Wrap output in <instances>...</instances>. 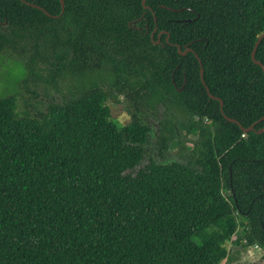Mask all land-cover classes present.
<instances>
[{"label": "trees", "instance_id": "1", "mask_svg": "<svg viewBox=\"0 0 264 264\" xmlns=\"http://www.w3.org/2000/svg\"><path fill=\"white\" fill-rule=\"evenodd\" d=\"M63 1L0 0V264H264V0Z\"/></svg>", "mask_w": 264, "mask_h": 264}, {"label": "rangeland", "instance_id": "2", "mask_svg": "<svg viewBox=\"0 0 264 264\" xmlns=\"http://www.w3.org/2000/svg\"><path fill=\"white\" fill-rule=\"evenodd\" d=\"M21 62L15 57L0 56V96L6 95H21L24 99H29L31 94L27 88L20 85V82L24 76L21 70ZM41 88V87H40ZM37 88L39 98L43 97V89ZM38 97L36 99H39ZM31 103L34 100H30ZM112 118L120 125H126L130 121L129 110L130 107L124 96H119V103H108ZM161 110H159L157 117L160 116ZM146 124L150 128V134L147 144L144 146L145 154L138 167L133 171L135 173L139 169L144 168L150 160L161 162L159 159L155 147L156 132H157V118L151 115V111H147L146 118H144ZM182 149L175 144L170 146L169 152L165 155L166 162L180 161V153ZM183 153V152H182ZM231 253L230 259L224 260L221 264H261L260 258L263 254L262 250L257 246H252L246 250L231 245L227 246Z\"/></svg>", "mask_w": 264, "mask_h": 264}, {"label": "water", "instance_id": "3", "mask_svg": "<svg viewBox=\"0 0 264 264\" xmlns=\"http://www.w3.org/2000/svg\"><path fill=\"white\" fill-rule=\"evenodd\" d=\"M59 1H60V6H61V13H63V11H64V1H63V0H59ZM144 1H145V0H143V3H144ZM33 6H34V5H33ZM35 7H36V6H35ZM159 35H160V34H159ZM159 35H158V37H159ZM263 38H264V33H263L262 35H260V37H258V39H257V41H256V43H255V45H254V48H253V50H252L251 58H252V60H253L254 63L258 64V65L262 68V70H263V72H264V67H263V65L260 64V63H258V62L255 60V52H256V49H257V47H258L260 41H261ZM157 43H159V41H157ZM177 49H178V52H179L181 55H185L186 52H191V51H192V50L189 49V48L185 49L183 52H180V48H179V47H177ZM196 57H197V56H196ZM198 62H199V64H200V71H199L200 79H201L202 83L204 84V81H203V78H202L203 69H202V65H201V62H200L199 59H198ZM204 85H205V84H204ZM205 89H206L207 93L209 94L208 88H207L206 86H205ZM179 90H181V89H179ZM209 97H210L211 99H216V98H215L214 96H212L211 94H209ZM219 102H220V107H222V102H221L220 100H219ZM226 119H227L229 122L236 123V121L233 120V119H230V118H226ZM263 120H264V117L260 118L256 123H259V122H261V121H263ZM256 123L252 124L250 127L246 128V129H243V131H244V132L253 131L254 126H255ZM262 131H263V129H261L260 131H258V133H262Z\"/></svg>", "mask_w": 264, "mask_h": 264}]
</instances>
